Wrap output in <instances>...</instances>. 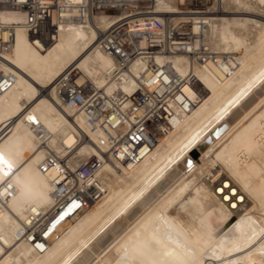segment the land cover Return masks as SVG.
Returning a JSON list of instances; mask_svg holds the SVG:
<instances>
[{
	"label": "bare ground",
	"instance_id": "6f19581e",
	"mask_svg": "<svg viewBox=\"0 0 264 264\" xmlns=\"http://www.w3.org/2000/svg\"><path fill=\"white\" fill-rule=\"evenodd\" d=\"M181 1L156 0L157 10L174 11ZM259 5L264 8V0H212L205 9L204 38L220 67L212 59L208 66L190 63L181 52L155 57L157 63L169 60L181 77L191 75L199 92L188 85L184 90L194 103L162 126L137 162L104 159L95 174L100 196L54 227L55 213L47 215L51 184L37 166L44 148L25 117L42 124L52 148L61 142L71 147L69 167L100 155L97 134L56 103L53 83L73 66L109 90L104 70L112 59L97 46L108 20L93 15L85 24L61 26L52 40L40 43L23 28L21 12H2L3 21L15 22L4 54L15 77L0 94V156L7 161L0 164V181L8 178L14 187L0 211V264H264ZM142 64L134 59L130 73L138 75ZM132 84L130 78L123 88L132 91ZM29 210L35 221L47 215L43 228L50 233L42 251L15 232L30 227Z\"/></svg>",
	"mask_w": 264,
	"mask_h": 264
},
{
	"label": "built area",
	"instance_id": "2783aa9c",
	"mask_svg": "<svg viewBox=\"0 0 264 264\" xmlns=\"http://www.w3.org/2000/svg\"><path fill=\"white\" fill-rule=\"evenodd\" d=\"M209 1L182 0L175 4L174 11H164L157 10L156 0H0V94L15 77L4 55L12 42L15 22L3 21L2 12H21L23 28L31 40L40 43L52 40L61 26L85 24L93 15L101 14L108 20L97 46L112 59L104 70L109 90L80 76L73 66L53 83L56 103L79 114L97 134L100 155L78 159L69 167L71 147L61 142L59 149L52 148L42 124L25 117L44 148L37 166L51 184L53 204L47 212L48 216L55 213L51 227L100 196L95 174L104 159L124 164L137 162L152 146L162 126L176 120L194 103L184 90L188 85L199 92L191 75L181 77L169 60L157 63L156 56L181 52L190 63L208 66L207 61L212 59L220 67L221 59L214 57L203 34ZM136 58L143 63L138 75L128 69ZM130 78L134 88L126 91L123 85ZM13 190L8 178L0 181V211ZM35 214L29 210L30 227L25 231L16 228L15 232L35 250L42 251L50 233L43 228L47 215L35 221Z\"/></svg>",
	"mask_w": 264,
	"mask_h": 264
},
{
	"label": "rangeland",
	"instance_id": "374dc122",
	"mask_svg": "<svg viewBox=\"0 0 264 264\" xmlns=\"http://www.w3.org/2000/svg\"><path fill=\"white\" fill-rule=\"evenodd\" d=\"M211 1H212V0H211ZM211 1L208 3L209 5L211 4ZM260 7H261L262 9H261ZM259 9H260V11L264 12V8H263V6L259 5ZM239 12H240V11H239ZM252 12H254V13H252V15H253V14H256V11H252ZM262 12L259 13V14L257 13V15H259V16H264V14H263ZM250 14H251V13H250ZM254 16H255V15H254ZM183 167H184L183 165H180V168H181V169H182ZM181 169H178V172H180ZM176 171H177V169H176ZM166 179L169 180V178H166ZM190 193H191V192H190ZM80 263H81V264H85L86 262H80ZM86 264H87V263H86Z\"/></svg>",
	"mask_w": 264,
	"mask_h": 264
},
{
	"label": "snow or ice",
	"instance_id": "6c2138e0",
	"mask_svg": "<svg viewBox=\"0 0 264 264\" xmlns=\"http://www.w3.org/2000/svg\"><path fill=\"white\" fill-rule=\"evenodd\" d=\"M0 164H7V161L4 160L3 156H0ZM7 166L9 169L11 168L10 164H8ZM5 175H7V172L5 173ZM225 187H227V185H225ZM221 191H223V189H221ZM233 195H235V192H233ZM225 199H228L227 195H225Z\"/></svg>",
	"mask_w": 264,
	"mask_h": 264
}]
</instances>
